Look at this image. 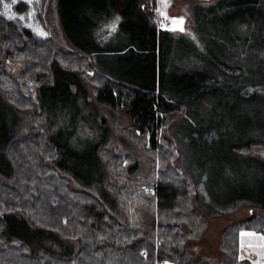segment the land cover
<instances>
[{
	"label": "trees",
	"instance_id": "16d2710c",
	"mask_svg": "<svg viewBox=\"0 0 264 264\" xmlns=\"http://www.w3.org/2000/svg\"><path fill=\"white\" fill-rule=\"evenodd\" d=\"M158 3L100 0L98 24L112 22L119 30L108 40L105 28L93 31L86 44L77 35L85 20L79 0H60L56 11L73 50L37 34L25 18L0 12V154L6 162L0 173V264H241L240 232L264 234L260 187L247 194L249 214L222 229L219 254L204 251L197 241L210 208L199 179L173 161L184 151L176 127L191 126L202 101L216 100L215 113L227 109L230 98L237 100L233 107L241 102L246 110L264 108V0L200 4L220 35L233 41H226L236 47L233 53L221 45L212 53L213 43L195 30L162 28ZM31 4L21 0L14 8L23 14ZM251 34L259 35L258 42H251ZM190 39L194 53L187 57L204 60L207 69L171 74L182 57L172 51ZM253 48L260 50L254 69L238 52ZM12 57L24 66L7 81L5 64ZM80 101L102 129L90 149L96 167L82 176L66 163L69 125L59 126L71 122ZM115 110L129 118L120 136L108 116ZM175 112L182 115L173 122ZM251 125L246 135L226 140L225 155L261 162L264 169V122L255 134L250 132L258 127ZM164 128L170 137L161 135ZM113 138L119 151L107 145ZM145 154L160 164L148 170ZM51 171L63 181L53 182Z\"/></svg>",
	"mask_w": 264,
	"mask_h": 264
},
{
	"label": "rangeland",
	"instance_id": "374dc122",
	"mask_svg": "<svg viewBox=\"0 0 264 264\" xmlns=\"http://www.w3.org/2000/svg\"><path fill=\"white\" fill-rule=\"evenodd\" d=\"M21 0H12L11 2L3 1L0 3V12L8 18L21 16L25 18L26 24L31 27L37 34L41 36L52 35L65 49H72L73 47L68 42L64 34V26L60 19V13L56 11L60 5V0H46L44 4L42 0H23L29 2L31 5L23 14H19L14 4ZM41 1V3H39ZM68 1V0H67ZM100 0H79L80 4L77 5L78 13L85 17L83 28L77 33L80 35L83 43L91 44L93 31L97 35L105 28L107 30L106 40L112 39L113 35L119 26L111 22L107 27L98 24L99 17L101 16L102 9L99 7ZM216 0H159V16L158 20L162 28L170 29L175 32H186L187 30H195L198 35L207 36L212 44L211 52L214 47L221 45L225 47L228 52H234L236 47L232 46L226 41H231L229 38L224 39L220 32L210 22L207 9L202 8L200 4L209 3ZM109 5V3L107 4ZM97 16V17H96ZM180 18L183 23H174ZM164 19L170 22L164 24ZM104 29V30H105ZM114 29V30H113ZM43 33V34H41ZM114 33V34H113ZM200 33V34H199ZM258 34H251V42H258ZM192 39V38H191ZM184 42L187 45L182 47H175L172 51L173 57L180 53L181 56L177 57L174 65L178 71L171 74L176 76L184 75L196 68L202 71L207 69V64L204 60L199 62L191 60L187 55H193L194 47L192 40ZM187 41V39H184ZM257 48L250 51L238 49V52L243 54L242 60L247 63L250 68L254 69L258 66L259 56ZM8 72L7 81L16 77L24 66V61L19 57H12L6 60L5 64ZM2 88V87H1ZM255 100V98L251 99ZM226 101V100H225ZM236 99H228L229 107H218L220 113L213 112V106L216 100L210 105L202 101L200 108L197 109L196 114L193 115L192 120L194 123L191 126L188 123L179 124L176 127L177 135L184 139V151L181 156L173 159L175 164L179 167H185L186 171L199 179L200 188L204 191L208 208H210L208 215V225L203 232L201 238L197 241L208 254H219L220 249L218 246L219 236L222 229L229 223L240 218H245L249 214V209L244 205L248 197V193L253 189L264 187V169L261 162L253 161L252 159L235 158L230 159L225 155V142L230 137H239L246 135L247 128L252 123L251 127L254 129L250 134L259 133L263 127L264 122V108L259 105L256 108L247 109L240 102L238 106L235 105ZM2 101L0 100V147L2 143ZM80 108L77 109V114L71 120L60 121L59 126L69 125L63 130L68 132V139L66 140L67 158L71 168H74L82 176L88 169L94 170V165L90 157L91 145L97 140L102 129L99 128L96 122V116L93 111L79 102ZM184 114V113H183ZM182 115V112H175L172 115L173 122ZM109 120H113V125L117 126V134L120 136V127L129 124V118L119 111H114L108 115ZM207 123V124H206ZM211 125L208 127L206 125ZM218 124L219 132H216L215 125ZM242 133V134H241ZM161 135L170 137L172 132L168 128L161 131ZM109 148H114L119 151L121 149L118 141L111 139L107 143ZM182 146V145H181ZM183 147V146H182ZM1 152V151H0ZM146 155V154H145ZM181 160L183 162H181ZM152 161L151 155H146L145 168L151 170L155 164L159 165L158 159ZM123 163H125L123 161ZM6 162L2 153L0 154V173H3V167ZM183 167V168H184ZM49 175L57 178L56 173L51 171ZM74 176V175H73ZM63 181L59 177L53 182ZM65 185L67 181L64 180ZM74 187L76 184L71 181ZM64 189V186L62 187ZM254 192V191H253ZM263 213V212H261ZM240 260L241 264H264V234L261 230L257 229H243L240 232ZM201 248V249H202ZM166 264H177L174 261H166Z\"/></svg>",
	"mask_w": 264,
	"mask_h": 264
},
{
	"label": "snow or ice",
	"instance_id": "6c2138e0",
	"mask_svg": "<svg viewBox=\"0 0 264 264\" xmlns=\"http://www.w3.org/2000/svg\"><path fill=\"white\" fill-rule=\"evenodd\" d=\"M20 19H24V17H20ZM174 23H181L182 24L183 23V19L180 18L178 21H174ZM41 34H43V33H41Z\"/></svg>",
	"mask_w": 264,
	"mask_h": 264
},
{
	"label": "built area",
	"instance_id": "2783aa9c",
	"mask_svg": "<svg viewBox=\"0 0 264 264\" xmlns=\"http://www.w3.org/2000/svg\"><path fill=\"white\" fill-rule=\"evenodd\" d=\"M170 21L168 19H164L163 23L164 24H168ZM163 264H166V262H164Z\"/></svg>",
	"mask_w": 264,
	"mask_h": 264
}]
</instances>
